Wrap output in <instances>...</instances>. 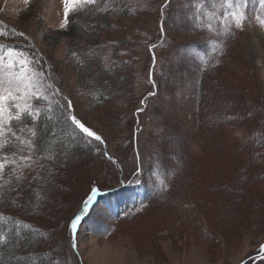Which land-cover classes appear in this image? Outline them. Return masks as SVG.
Returning a JSON list of instances; mask_svg holds the SVG:
<instances>
[{
    "label": "rangeland",
    "instance_id": "obj_1",
    "mask_svg": "<svg viewBox=\"0 0 264 264\" xmlns=\"http://www.w3.org/2000/svg\"><path fill=\"white\" fill-rule=\"evenodd\" d=\"M203 2L218 9L223 0H97L69 13L85 35L70 39L60 35L68 28L61 27L62 0H0V26L17 36L13 42L0 39V54L20 44L44 59L40 67L39 60L17 50L33 61L29 67L46 74L45 83L59 90V96H51L52 107L61 113L54 116L57 132L75 145L64 152L50 150V143L62 141L59 134L52 136L43 157L36 152L17 181L20 169L13 173V168L24 163L19 157L28 150L16 137L27 139L33 121L30 116L23 123L13 121L15 136L0 148V158H6L0 159L5 163L0 215L32 225L28 235L16 226L10 252L33 244L7 261L250 264L264 258V149L252 145L232 151L228 144L231 127H240L236 132L242 142L258 124L264 126V26L255 19L260 3L241 0L245 19L233 32L223 64L210 74L209 86L195 48L205 39L194 25ZM122 9L130 16L124 17ZM156 42V78L150 83L147 48ZM99 93L105 101L97 100ZM65 100L81 123L103 136L121 172L97 144L88 145L75 132L64 115ZM33 103L49 109L48 100ZM223 121L230 125L224 136L216 131ZM13 153L16 164L8 162ZM50 153L57 156L49 159ZM139 165L142 173L134 177ZM159 174L165 188L156 181ZM133 178L140 181L133 197L130 189H122L97 202L78 222L70 248L68 223L90 188L108 190Z\"/></svg>",
    "mask_w": 264,
    "mask_h": 264
},
{
    "label": "trees",
    "instance_id": "obj_2",
    "mask_svg": "<svg viewBox=\"0 0 264 264\" xmlns=\"http://www.w3.org/2000/svg\"><path fill=\"white\" fill-rule=\"evenodd\" d=\"M220 1V0H219ZM203 5L202 11L200 12L202 15L197 17L195 19L194 25L197 28V30L202 33L205 36V39L203 42H201L199 45H197L195 48L199 51L200 55H201V60H202V67H201V72L203 74V78L204 80H207V83H209L210 81V74L212 72H214L217 68H219L223 62H224V57L226 56V54L228 53V50L230 49V47L232 46V42L235 39L234 36V31L237 30V28L234 29L235 26L234 23L232 21H225L224 22V27H221V23H220V17L223 15V7L222 5L220 7L214 8L209 6V4H206L205 2L201 3ZM166 6V5H165ZM163 8L161 6V11H163ZM256 9L258 10L259 13H256L257 17H260V19L264 18V6L258 4ZM201 10V8H200ZM124 17H129L130 15L127 13V10L122 9V13H121ZM209 15L208 18H203L204 15ZM257 17H255V19L257 20ZM71 18H73L72 13L69 15L68 17V23L67 26L68 28H66V30L64 32H61L60 35L70 38V39H77L79 34L83 35L81 33V31L78 30V28H76L73 24H72V20ZM193 22V21H192ZM229 23L231 24V29L230 31L228 30V25ZM209 25L211 26L209 28ZM85 36V35H83ZM17 36H15L14 34H12L10 31H8L7 29L3 28L0 26V39H2L3 41H9V42H13L16 40ZM154 47H150L153 46ZM159 44L153 43L152 45H150L147 50H148V55H149V63H150V67L148 69V78H149V82L152 83L154 82L153 80H155V74H154V70H155V66H156V49L158 47ZM13 47H15L17 50H22L30 55H32L35 59V63L37 62L40 67L44 65L43 61L44 59H37L36 56H34V52L31 48L29 47H25V46H21L20 44H15L13 45ZM43 68V67H42ZM202 78V81H203ZM210 86V83L208 84ZM99 91V89H98ZM97 91V92H98ZM102 92V91H101ZM107 92V91H106ZM97 100L99 101L100 99L102 100L101 102L105 101V99L107 97L101 96V94L99 93V95L97 94ZM201 97V96H200ZM66 105H65V111H64V115L67 116V121L69 124H71V121L68 119V114L71 113L72 115H75V111L74 108L72 106L71 103V107H68V100H65ZM53 116V118L51 117ZM54 116H61L60 111H58V109H54V107L51 108V110L49 109H41V114L40 117L37 121V123L40 125L37 128V139L38 142L37 144V149L36 152L38 153L36 157L38 158H42L44 155V150L45 147L47 145V142L50 143V138L54 135H58L59 137H61L62 141L60 143H58V145L55 146V144H49V149L53 150V149H59L60 152H64L66 150L65 146H71L74 147L75 145H73V143L69 140V138L65 137L64 135H62V133L57 132L60 131L59 127L60 124L56 121H54ZM77 118V117H76ZM78 119V118H77ZM263 125L264 123L262 122V120L260 121ZM216 123V121H215ZM229 123H226V121L223 122H219V126L215 129L216 131H218L222 136H224V134L226 133L227 129L230 127V125H228ZM71 126L74 128L75 132L79 135H81L84 139V141L91 146V144H97L100 147V153H102L103 158L107 161V162H111L114 163V167H118V169L121 172L120 169V164L119 161L114 157L111 156L109 153H107V144L105 139L103 138V136H101L99 133H97L96 131H94L93 129H91L90 127L86 126L87 128H89L91 131L95 132L96 135L100 136L103 142H99V141H95L92 138L87 137L85 134L81 133L79 131V129L75 128V126H73L71 124ZM245 127V126H244ZM235 130H234V129ZM231 131L228 133L229 136L231 137L230 139L232 141H229L228 144H230V149L232 151H236V150H240L242 148H247L250 146H255L260 149H264V145L262 143H264V135L262 132H264V126L261 125H257L254 129V131L252 132V135L250 137L249 140H242L239 141V137L240 135H238L239 132H241L240 127L235 125L233 127L230 128ZM238 133H237V132ZM218 133V134H219ZM137 132L134 130V135H136ZM135 140H136V136ZM259 140L262 143H258ZM226 143V142H225ZM238 148V149H236ZM263 151V150H261ZM260 153V152H259ZM259 153L255 156L257 160H259ZM51 154V153H50ZM56 154V155H54ZM59 154V153H58ZM262 153H260L261 155ZM57 156V153H52L51 154V158ZM254 157V158H255ZM260 159H264V158H260ZM139 162V159H138ZM264 162V161H263ZM117 164V166H116ZM119 164V165H118ZM140 164V163H139ZM139 170L140 172H135V176H137V174L142 173V169L139 165ZM160 175V174H159ZM160 178H158L156 181L160 184H162V188H165L166 182L163 179V175L159 176ZM140 182L139 180H136V178L134 179H129L127 181H120L119 180V184L117 187L115 188H111L108 190H104V189H100L98 186H92L90 188V190L88 191L86 197L84 198L83 202L87 199V196L89 194H91V189L93 187H95L97 189V193L98 195H100V197L98 198V202L107 199L109 197V195H116L119 193L120 190L122 189H130L131 193L130 195L133 197L134 194V190L133 187H136L135 185H137V183ZM165 182V183H164ZM136 183V184H135ZM164 184V185H163ZM143 186V185H142ZM144 188H146L147 190V197H149V189L148 187L145 185L143 186ZM94 199V198H93ZM82 202V206L81 209L83 208V211H79V215H81V217H84L85 215V211L88 209V207L90 206V204L87 205V207H84ZM112 202L115 203V201L112 200ZM97 205V204H96ZM94 207V206H93ZM93 207L90 209V211L93 209ZM3 216V214H2ZM87 219L84 218L83 221H85ZM16 221L20 222V227L19 229H21L22 233H27V234H23V235H28V232L32 229V225L28 222H25L24 220H20L18 217H13L10 215H5L3 216V221H0V234L4 235L6 237V239L8 240V243L6 245L0 246V262H3L6 260V262H4L5 264H16V263H10V259L9 261H7V259L9 257H12L13 254H17V253H23L25 248H30L32 247V244H22L19 245L16 249L15 252H10L8 250V248L12 247L14 245L15 238H14V234H15V228H16ZM23 225H28V228L23 227ZM68 237L70 238V248H73V244H74V238H73V233H72V229L69 226L68 223ZM36 230V229H34ZM23 235L21 237H23ZM12 253V254H11ZM24 259H28V258H24ZM264 258H260L258 260H252L250 262V264H258L260 263ZM247 262V260L244 263L241 264H245Z\"/></svg>",
    "mask_w": 264,
    "mask_h": 264
},
{
    "label": "snow or ice",
    "instance_id": "obj_3",
    "mask_svg": "<svg viewBox=\"0 0 264 264\" xmlns=\"http://www.w3.org/2000/svg\"><path fill=\"white\" fill-rule=\"evenodd\" d=\"M97 0H62L64 21L61 23L63 28L68 23V17L70 12H75L86 8L88 5H93ZM260 5L264 6V0H259ZM223 15L220 17L221 27H224L225 21H232L236 28H241L245 19V13L242 10L241 0H223ZM261 25L264 26V20L257 17ZM211 26L209 25V28ZM231 24L228 25L230 31ZM20 35H24L20 33ZM2 47V46H0ZM150 47H154L150 46ZM33 63L32 60L23 56V53L18 52L15 49L8 48L2 54H0V137H4L3 143H0V148L11 143L9 137L15 136L13 132V121L23 123L24 118L30 116L33 121V126L27 128V132L30 136L27 139L16 137L20 145L26 146L28 155H20L19 159L23 161V164L17 165L13 168V173L20 169V174L16 175V180L20 181L23 178L22 169L29 168L34 163L33 156L36 154L37 144V131L36 121H38L41 109L36 107L33 101L48 100V108L51 110L54 101L51 96H59L58 89H54L52 84L45 83L48 79L43 71H37L29 65ZM58 105V101L55 102ZM68 107H71L69 101ZM14 109V111H13ZM68 119L71 124L79 131L85 134L87 137L94 139L95 141L103 142L101 137L96 135L95 132L87 128L79 119H77L71 113L68 114ZM21 131H24L22 128ZM24 148H21L23 152ZM16 153H13V159L8 161L11 164H16ZM6 159V158H0ZM51 159V157H49ZM5 169V163L0 162V174ZM19 188L20 185L15 186ZM15 190V189H11ZM97 193V189L93 187L91 194L87 196V199L83 202L84 207H87L93 201L94 196ZM19 195V193H17ZM83 211V208L81 209ZM81 220V215L77 214L71 221V229L75 231L78 226V222ZM0 221H3V216L0 215ZM17 229L20 227V222L16 221ZM28 228V225H23ZM8 240L2 234H0V246L6 245ZM75 247V244H73Z\"/></svg>",
    "mask_w": 264,
    "mask_h": 264
},
{
    "label": "water",
    "instance_id": "obj_4",
    "mask_svg": "<svg viewBox=\"0 0 264 264\" xmlns=\"http://www.w3.org/2000/svg\"><path fill=\"white\" fill-rule=\"evenodd\" d=\"M100 197V195H98V193H96L93 201L91 202L90 206H92L93 204H95V202H97L98 198Z\"/></svg>",
    "mask_w": 264,
    "mask_h": 264
},
{
    "label": "bare ground",
    "instance_id": "obj_5",
    "mask_svg": "<svg viewBox=\"0 0 264 264\" xmlns=\"http://www.w3.org/2000/svg\"><path fill=\"white\" fill-rule=\"evenodd\" d=\"M147 195H145V197H146Z\"/></svg>",
    "mask_w": 264,
    "mask_h": 264
}]
</instances>
